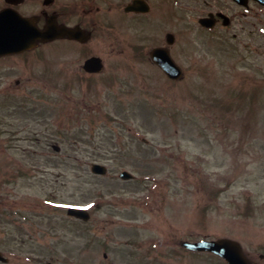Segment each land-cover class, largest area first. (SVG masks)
<instances>
[{"label":"rangeland","instance_id":"rangeland-1","mask_svg":"<svg viewBox=\"0 0 264 264\" xmlns=\"http://www.w3.org/2000/svg\"><path fill=\"white\" fill-rule=\"evenodd\" d=\"M186 2L169 16L162 4L156 18L161 35L175 33L179 82L156 71L148 54L131 60L127 86L59 79L41 59L1 61L6 264H226L180 246L220 236L264 264V44L241 48L231 24L202 29ZM51 62L52 73L62 68ZM29 75L18 90L15 80ZM123 90L129 97L120 101ZM123 169L134 179L118 178ZM69 205L86 208L89 220L67 215Z\"/></svg>","mask_w":264,"mask_h":264},{"label":"flooded vegetation","instance_id":"flooded-vegetation-1","mask_svg":"<svg viewBox=\"0 0 264 264\" xmlns=\"http://www.w3.org/2000/svg\"><path fill=\"white\" fill-rule=\"evenodd\" d=\"M159 1L160 5L157 4L158 0H0V11L6 9L12 15L18 13L25 19L29 18L41 30L51 25L57 31L55 37L36 41L26 50L0 55V63L20 60L25 64L32 58L35 61L41 59L45 72L59 79L85 78L94 83L108 77L106 81L110 84L124 83L127 86L130 83L127 73L135 72L130 65L131 60L143 62L146 54L150 59L154 47L166 46L169 31L161 35L156 18L159 6L172 5L173 0ZM188 1L186 6L197 14L196 21L205 19L207 25L200 24L202 29L213 31L223 23L225 27L231 24L234 41L241 48L251 51L250 47L257 45L258 41L264 44V4L256 0H245L241 4L234 0H224L223 3L216 0L218 5L211 0H202L201 5L197 0H191L193 4ZM223 6L231 10L229 17L221 13ZM257 26L259 33L255 36ZM257 36H260L259 39ZM175 44L176 39L167 46L171 54ZM55 58L62 68L52 73L51 59ZM97 58L99 63L95 60ZM151 65L159 69L153 62ZM32 78L33 75H29L24 80L16 79L14 84L19 90L25 85L29 86ZM33 88L30 87V93L22 96L31 98L32 92H35ZM121 92L117 97L120 101L129 97L127 90ZM121 104L119 110L125 112L124 104ZM100 107L99 101H95L94 110ZM16 108L20 112L24 110L21 103ZM0 264L6 262L0 259Z\"/></svg>","mask_w":264,"mask_h":264},{"label":"water","instance_id":"water-1","mask_svg":"<svg viewBox=\"0 0 264 264\" xmlns=\"http://www.w3.org/2000/svg\"><path fill=\"white\" fill-rule=\"evenodd\" d=\"M264 3V0H259ZM6 12H0V54L7 52H18L27 49L39 39H49L56 35L54 27L49 26L45 30L35 27L33 21L23 18H8ZM170 41V40H169ZM152 59L159 64L168 76L173 78L181 75V70L174 65L172 58L166 50L157 48L152 52ZM91 169L98 173L105 172V168L100 164H92ZM122 178H131L128 172L120 173ZM67 213L83 219L88 218V213L84 209L69 207ZM181 245L196 251H212L227 260L229 264H250L248 258L242 252L239 244L234 240L220 238L216 240H198L197 242L182 241Z\"/></svg>","mask_w":264,"mask_h":264}]
</instances>
